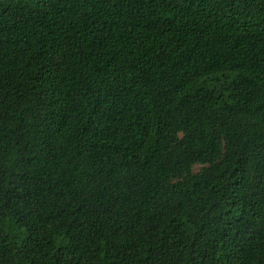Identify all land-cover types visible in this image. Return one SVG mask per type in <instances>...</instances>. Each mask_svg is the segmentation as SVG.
Wrapping results in <instances>:
<instances>
[{"label":"trees","instance_id":"1","mask_svg":"<svg viewBox=\"0 0 264 264\" xmlns=\"http://www.w3.org/2000/svg\"><path fill=\"white\" fill-rule=\"evenodd\" d=\"M0 264H264V0H0Z\"/></svg>","mask_w":264,"mask_h":264}]
</instances>
